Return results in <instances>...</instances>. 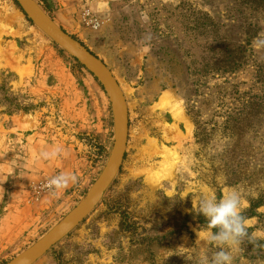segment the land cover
I'll list each match as a JSON object with an SVG mask.
<instances>
[{"label": "rangeland", "instance_id": "obj_1", "mask_svg": "<svg viewBox=\"0 0 264 264\" xmlns=\"http://www.w3.org/2000/svg\"><path fill=\"white\" fill-rule=\"evenodd\" d=\"M36 1L56 17L57 0ZM81 10L85 36L64 30L119 84L128 111L125 154L95 208L33 264H207L215 246L200 198L219 200L233 189L244 201L248 234L231 250L232 264H264V44L255 42L264 39V0H100L98 9L84 0ZM88 10L98 28L84 22ZM90 85L106 102L99 134L70 118L81 102L74 91L90 93ZM2 113L18 119L19 151L33 157L44 142L63 151L79 139L97 165L76 191L46 201L50 190L37 196L32 189L42 181L18 183L17 161L0 151L6 264L86 198L114 141L112 106L98 78L16 0H0Z\"/></svg>", "mask_w": 264, "mask_h": 264}, {"label": "crops", "instance_id": "obj_2", "mask_svg": "<svg viewBox=\"0 0 264 264\" xmlns=\"http://www.w3.org/2000/svg\"><path fill=\"white\" fill-rule=\"evenodd\" d=\"M87 1L91 2L92 5L98 9L100 0ZM57 2V9L59 10L55 9L56 17H53V20L60 27L71 30V33L76 34L80 38L85 36L84 29L80 27L81 25L79 23L82 13L81 6L83 5L84 0H57ZM90 10L92 9L90 8ZM93 14L98 15L95 12ZM67 80V86H71L73 82L70 81L69 78H67ZM89 90L90 93H86L89 95L88 97L83 93L86 91H83L82 86L81 89L74 91V97L78 98L81 102L78 105H73L70 118L78 120V124H80V128H82L81 130L85 131L87 134H91V132L99 134L101 130L98 126V120H100L101 117L107 118V113H105L104 110L107 109L105 97L98 92L95 86H91ZM84 96L88 101L84 99ZM93 98H96V101H94ZM100 105L103 106V110L100 108ZM17 122L18 119L14 115L8 113H2L0 115V151L7 150L8 156L4 157L17 161L18 170H20V179L18 180V183L29 185L36 181L47 180L61 171H69L74 172L78 176V181L68 187L73 188L76 191V188L81 187L82 184L92 177L97 166L94 163V153L90 147L88 148L83 145L82 140L76 139L74 144L68 146L67 150L63 149V151H61V153L54 159H45L42 156V152L50 151L57 146L44 142L40 147H37V156L31 157V153L19 151L17 145V142L20 139L19 134L24 135V133L17 129ZM74 145H76L77 149ZM70 147L73 149H69ZM14 166L15 164L13 167ZM21 179L22 181L20 182ZM59 194L60 193L56 196L51 195V197L45 196L43 199L48 201L50 198L54 199L59 196ZM47 206L48 205H46V207Z\"/></svg>", "mask_w": 264, "mask_h": 264}, {"label": "water", "instance_id": "obj_3", "mask_svg": "<svg viewBox=\"0 0 264 264\" xmlns=\"http://www.w3.org/2000/svg\"><path fill=\"white\" fill-rule=\"evenodd\" d=\"M24 14L53 41L75 59L83 63L100 81L106 91L113 111L114 141L110 157L99 177L81 201L57 225L52 227L30 248L6 264H33L54 244L73 230L98 204L120 170L125 154L128 132V111L123 93L107 66L89 49L60 27L36 0H16Z\"/></svg>", "mask_w": 264, "mask_h": 264}, {"label": "clouds", "instance_id": "obj_4", "mask_svg": "<svg viewBox=\"0 0 264 264\" xmlns=\"http://www.w3.org/2000/svg\"><path fill=\"white\" fill-rule=\"evenodd\" d=\"M150 39V37H147ZM264 44V39L255 41ZM61 153L59 147L42 152L45 159H54ZM78 181L74 172L61 171L46 181V186L52 195ZM244 201L240 193L233 189L227 191L219 200L212 195H202L199 201V212L206 218L208 229L207 239L215 246L207 264H232L231 250L239 245L242 237L247 233V220L242 215Z\"/></svg>", "mask_w": 264, "mask_h": 264}, {"label": "built area", "instance_id": "obj_5", "mask_svg": "<svg viewBox=\"0 0 264 264\" xmlns=\"http://www.w3.org/2000/svg\"><path fill=\"white\" fill-rule=\"evenodd\" d=\"M83 20L85 23L90 24L93 28H98L101 24V22L97 18L92 17L89 10L84 14ZM32 189L33 193L37 196L46 191H49L48 187L46 186V181H42L33 185Z\"/></svg>", "mask_w": 264, "mask_h": 264}, {"label": "bare ground", "instance_id": "obj_6", "mask_svg": "<svg viewBox=\"0 0 264 264\" xmlns=\"http://www.w3.org/2000/svg\"><path fill=\"white\" fill-rule=\"evenodd\" d=\"M15 18V17H14ZM114 77V76H113Z\"/></svg>", "mask_w": 264, "mask_h": 264}]
</instances>
